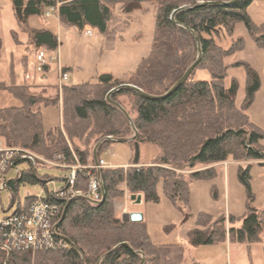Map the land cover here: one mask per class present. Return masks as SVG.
Masks as SVG:
<instances>
[{
	"label": "trees",
	"instance_id": "obj_1",
	"mask_svg": "<svg viewBox=\"0 0 264 264\" xmlns=\"http://www.w3.org/2000/svg\"><path fill=\"white\" fill-rule=\"evenodd\" d=\"M151 2L156 6L150 51L128 77L114 78L105 73L94 83L62 84L61 94L49 97L43 92H33L26 81L15 82L10 66L11 80L8 85L0 84V90L20 105L0 107V139L7 148L29 150L48 159L58 157L66 163L73 162L75 156L81 165L92 166L95 146L100 159L110 143L134 135L124 113L106 98L115 88L110 99L127 112L137 131L131 142L153 145L158 153L150 164L95 170L103 183L101 203L83 197L55 201L60 212L54 239L62 242L60 247L6 251L0 246V264H141L142 259V264H160L158 246L151 241L144 221L126 222L116 216L114 200L123 195V189L118 186L124 184L135 198L142 195L145 202L158 203L160 184L166 198L188 216L189 181H205L216 176L212 167L192 169L227 160L264 159L261 144L264 130L253 124L247 114L260 87L259 76L243 61L231 65L226 62L227 57L243 48L242 38L233 40L226 49L215 40L221 32L231 36L235 25L243 23L254 44L264 47V22L256 25L247 14L253 0H11V11L16 26L28 33L31 51L35 53L42 48L56 49L58 38L49 28L28 27L30 18H43L52 10L67 26L79 30L89 27L106 34L117 8L128 16L144 10L143 3ZM199 48L201 57L192 73L166 98H146L121 87L132 84L145 94L161 96L197 61ZM24 56L21 64L26 72L28 58ZM231 66L245 70V92L240 104L236 100L237 79L231 78L230 86H225ZM197 70L208 72L210 80L195 79ZM45 108L54 109L60 118L49 129L43 125ZM21 161L26 160H15L17 165ZM182 166L191 170L185 177L175 170ZM249 167L250 164L238 167L237 172L248 189L246 210L239 218L241 225L226 227L224 217L212 219L201 213L195 221L196 228L188 235L191 246L226 242L250 245L263 241L264 210L250 205L253 197L249 192ZM87 181L86 176L79 175L75 188L85 190ZM38 182L47 183L30 166L28 171H20L17 179H5L3 189L17 193L21 184ZM33 198L26 196L24 204ZM1 240L0 235V245Z\"/></svg>",
	"mask_w": 264,
	"mask_h": 264
},
{
	"label": "rangeland",
	"instance_id": "obj_2",
	"mask_svg": "<svg viewBox=\"0 0 264 264\" xmlns=\"http://www.w3.org/2000/svg\"><path fill=\"white\" fill-rule=\"evenodd\" d=\"M155 6L154 2L143 3L144 10L134 11L129 16L121 15V11L117 8L114 12L115 19L120 18L119 15L123 17L117 24L124 25L128 21L125 32L117 35L104 36L97 29L90 28L92 34L85 36L84 32L89 27L79 30L76 27L59 24V28H57V20L55 21V18H58V16L52 10H50V16L48 17H33L28 22V27L36 28L44 24V27H48L58 36V47L56 49L59 51L60 66L66 69L65 71L68 74V80L63 82V84L94 83L98 81L100 75L105 73L111 74L114 78H125L130 76L136 70L140 61L149 54L153 39ZM247 14L254 24H262L264 22V0H253L247 8ZM111 23L108 25L110 31L115 27ZM11 30L13 33L10 32ZM239 38L243 40V48L227 57L226 62L231 65L235 62L243 61L257 72L260 87L247 110V114L253 124L264 130V47H258L254 44L243 23L235 25L231 36L221 32L220 36L215 38V40L226 49L233 40ZM0 39L3 44H1L2 56L0 55V62H3L5 54L13 55L8 59H11V63L14 61L17 77L21 78V59L24 60V55H27L28 64L31 66L26 72H29L30 77L26 79L25 74L24 79L32 82L33 76H38L34 72L35 53L31 51L28 33L23 29H19L15 24L11 11V0H0ZM59 75L56 63H53L43 83L55 84L56 88L53 89L52 87L53 90H50V94L46 96L54 97L57 94L58 96L61 94L62 86L57 84ZM194 78L208 81L210 80V75L204 70H197L194 72ZM231 78L237 79L239 83L236 100L240 104L245 92V70L242 67H229L227 77L224 80L226 87L230 86ZM15 82L21 83V80L17 81L15 79ZM30 86L33 92L42 93V84L40 86ZM19 105V101L7 92L0 90V107ZM58 116L57 112L52 108L43 109L44 128L49 129L57 124L60 120ZM261 144L264 146V140ZM0 148H6L1 139ZM25 151L28 156L31 155L35 160L33 163L21 161L18 163L17 169L19 171H28L31 166V169H34L40 180H44L47 183L45 185L42 182L21 184L17 193H12L6 188L2 189V186L4 188L5 179L15 180L18 178L19 173L14 168H10L4 178H2L3 180H0V185H2L0 187V220L12 213L19 203L24 204L26 196L40 195L45 197L46 190L51 192L53 189L63 187V178L68 174L66 167L77 163L75 156L73 157V162L66 163L58 157L48 159L29 150ZM157 153V148L150 144L112 142L106 150L101 152L100 158L108 165L123 166V169H126L129 166L150 164L156 158ZM259 163H264V159L260 161L227 160L192 169L193 171L212 167L216 170V176L205 181H189L188 216L186 213L180 212L166 198L160 184L157 186L160 198L158 203L145 202L142 195H138L137 198L132 200L124 184L118 186L123 189V195L120 199L114 200L115 214L120 217L124 213L139 212L133 210H140L146 230L151 236V241L161 244L186 240L187 244L190 245L188 235L196 228L195 221L201 213L211 216L212 219L224 217L226 227L232 224L234 227L241 225L242 222L239 218L246 210L248 189L238 178V167L245 168L250 164L249 192L253 197L250 205L259 210H264V165ZM175 170L184 177L191 171L187 166L178 167ZM86 189L82 191L84 192ZM231 218L232 222H230ZM228 259L229 264H264V238L263 241L250 245L234 243ZM226 260L225 256H221L217 264H226Z\"/></svg>",
	"mask_w": 264,
	"mask_h": 264
},
{
	"label": "built area",
	"instance_id": "obj_3",
	"mask_svg": "<svg viewBox=\"0 0 264 264\" xmlns=\"http://www.w3.org/2000/svg\"><path fill=\"white\" fill-rule=\"evenodd\" d=\"M49 12L45 16L48 17ZM92 30H85L84 35L90 36ZM34 72L40 79H45L50 66L56 63L58 73V84L61 86L63 82L68 80V74L60 66L59 51L48 50L42 48L34 54ZM29 74L25 75L28 79ZM111 139V137H108ZM16 159L26 160L33 163L34 157L28 156L26 151L11 148H0V180L10 168H14L18 173ZM77 162V161H76ZM113 167L108 165L101 158L92 166H83L79 162L66 167L68 174L63 178L64 186L59 189H53L51 192L46 190V196L33 195L34 198L29 204H20L9 215L4 216L0 220V235L2 244L0 245L6 251L14 249H54L62 245L60 241L54 239L55 225L60 212L59 205L55 203L57 200L68 202L77 197H83L92 203H98L103 198V183L100 177L95 173L101 168ZM94 170V171H93ZM79 175L87 178V189L82 191L75 188ZM2 185H0L1 187ZM3 189V186H2ZM53 200V201H52Z\"/></svg>",
	"mask_w": 264,
	"mask_h": 264
},
{
	"label": "crops",
	"instance_id": "obj_4",
	"mask_svg": "<svg viewBox=\"0 0 264 264\" xmlns=\"http://www.w3.org/2000/svg\"><path fill=\"white\" fill-rule=\"evenodd\" d=\"M48 12L50 13V11H48ZM54 14H56V13H54ZM121 15H123V14H121ZM121 15H119L120 18L118 17L117 19H115L116 18L115 16L113 17V19L111 21L112 23L111 22L110 23L115 27L111 31L108 28V32L106 34H103L104 36H110L112 34L117 35L118 33H124L125 32L126 24L128 23V21H126L124 23V25L120 24V23L117 24V22L121 18H123ZM31 19L32 18H30L29 21ZM55 21H56L57 28H59V24L65 26V24L61 23L58 20V18H55ZM32 28H35V27H32ZM36 28H38V29L44 28V24H41V26H38ZM57 38H58V36H57ZM1 44H2V42H1ZM1 52H2V48L0 49V55H1ZM9 53H11V52H9ZM12 56H11V54H10V56L5 54V57L3 56V62H0V84L8 85V83L10 82V80H11L10 66L11 65L13 66V70H14L13 73H14L15 79L17 81L18 80H21V82L25 81L24 75L29 73V72H24V69L22 67L21 78L20 77L18 78L16 71H15V68H14V61H13V63H11V61H10L11 59H8ZM21 66H22V64H21ZM29 66H31V65L28 64V68H29ZM32 79H33L32 82H29V81H26V82H28L29 85H35V86H40L42 84L43 85L42 92L45 95H49L50 90H53L54 88H56L55 84L43 83L45 81V79H40L36 75L33 76ZM52 87H53V89H52ZM133 211H139L140 212V210H133ZM122 215L120 217H122ZM150 238H151V236H150ZM153 243L158 246L160 264H192L193 262H198L199 264H217V262L219 261V258H221V256H225L227 258L226 264H229L228 263V261H229L228 255H229V253H231V248L233 246V244L226 242L224 244L214 245V246L193 247L191 245H188L186 240H180V242H175V243H172V242H165V243H161V244H157L155 242H153Z\"/></svg>",
	"mask_w": 264,
	"mask_h": 264
},
{
	"label": "water",
	"instance_id": "obj_5",
	"mask_svg": "<svg viewBox=\"0 0 264 264\" xmlns=\"http://www.w3.org/2000/svg\"><path fill=\"white\" fill-rule=\"evenodd\" d=\"M221 4H230V3H221ZM182 8H180L179 10H182ZM178 10L174 11L173 14L171 15V18H173V15L177 12ZM197 40V38H196ZM199 51V58L197 59V61H195L192 65H190L186 71L183 73V75L176 81V83L163 95L161 96H151V95H148V94H145L143 93V91L141 89H139L138 87L132 85V84H123L121 85V87H126L128 89H131L139 94H141L142 96L146 97V98H151V99H163V98H166L168 95H170L171 93H173L183 82H185V80L189 77V75L192 73L194 67L196 66L198 60L200 59L201 57V50L200 48L198 49ZM117 89L113 88L111 89L108 94L106 95V98L109 102H111L112 104H114L115 106H117L123 113L124 115L126 116L127 120L130 122V125L134 131V135L131 137V138H128V139H117L116 142H131L133 140H135V138L137 137V131L135 129V127L133 126L132 122H131V118L129 117V115L127 114V112L116 102L112 101L110 99V95L116 91ZM96 149L97 147L95 146L94 149H93V159H94V163L96 164L97 163V154H96ZM135 198V196H131V199L133 200ZM104 200V195H103V198L100 202L98 203H101L102 201ZM122 220L123 221H126V222H140L143 220L142 218V214L140 212H131V213H124L122 215ZM143 259L141 261V264L143 263Z\"/></svg>",
	"mask_w": 264,
	"mask_h": 264
}]
</instances>
